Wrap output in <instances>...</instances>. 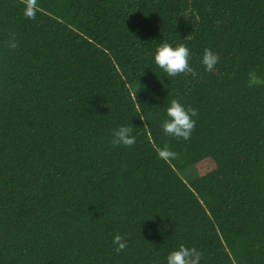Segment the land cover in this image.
<instances>
[{
    "label": "trees",
    "instance_id": "obj_1",
    "mask_svg": "<svg viewBox=\"0 0 264 264\" xmlns=\"http://www.w3.org/2000/svg\"><path fill=\"white\" fill-rule=\"evenodd\" d=\"M23 7L0 0V264H164L181 243L264 264V0ZM179 39L193 72L168 77L152 51ZM172 98L196 109L188 140L160 129ZM128 123L135 143L110 145Z\"/></svg>",
    "mask_w": 264,
    "mask_h": 264
},
{
    "label": "clouds",
    "instance_id": "obj_2",
    "mask_svg": "<svg viewBox=\"0 0 264 264\" xmlns=\"http://www.w3.org/2000/svg\"><path fill=\"white\" fill-rule=\"evenodd\" d=\"M22 14L29 19L33 18L36 14V0H24ZM179 40L181 42L175 44L169 43L167 40H161L152 51V63L168 77H174L178 73L193 72L189 64V48L182 42L183 39ZM7 47L14 49L16 40L10 38ZM218 59L216 52L205 47L200 56V63L206 71H210L214 68ZM136 92H133L134 98ZM139 105L137 103L136 111L138 113L140 112ZM196 114V109L191 106H186L176 98L169 99L166 106H164L160 129L167 136L188 140L196 123L193 119ZM139 119H142V116ZM135 141L136 137L129 123L120 124L111 129L110 145L114 147L131 146ZM155 151L157 156L162 159H173L177 155L167 144L157 146ZM112 244L115 246L114 251L119 252L126 247L127 240L120 233H117L112 237ZM201 257L202 252L200 249L181 243L167 252L164 257V264H200Z\"/></svg>",
    "mask_w": 264,
    "mask_h": 264
}]
</instances>
